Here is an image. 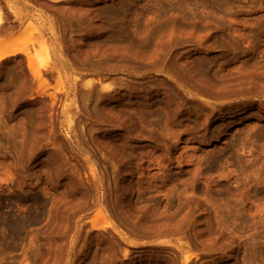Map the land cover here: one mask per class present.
Returning <instances> with one entry per match:
<instances>
[{
  "label": "rangeland",
  "instance_id": "374dc122",
  "mask_svg": "<svg viewBox=\"0 0 264 264\" xmlns=\"http://www.w3.org/2000/svg\"><path fill=\"white\" fill-rule=\"evenodd\" d=\"M0 22V264H264V0Z\"/></svg>",
  "mask_w": 264,
  "mask_h": 264
},
{
  "label": "bare ground",
  "instance_id": "6f19581e",
  "mask_svg": "<svg viewBox=\"0 0 264 264\" xmlns=\"http://www.w3.org/2000/svg\"><path fill=\"white\" fill-rule=\"evenodd\" d=\"M1 23V22H0ZM1 25V24H0ZM1 26H3V27H5L4 25H1ZM0 26V27H1ZM9 26V25H8ZM8 27L6 26L4 29H7ZM4 29H1L2 31L4 30ZM0 30V31H1ZM4 32V31H3ZM24 51L23 50H20V49H18V48H10V49H8V50H5V51H3V52H1L0 53V62L1 61H3L4 59H6V58H8V57H10V56H14V55H16L17 53H23ZM262 72H264V71H262ZM258 73H260V72H258ZM251 75V74H250ZM256 76H257V74H256ZM245 77V76H244ZM258 77V76H257ZM256 77V78H257ZM247 78V77H246ZM252 78V80L255 78V76H253V77H251ZM255 80V79H254ZM253 80V81H254ZM235 142V141H234ZM232 144H233V142H232ZM186 258H188L189 259V256L188 257H186Z\"/></svg>",
  "mask_w": 264,
  "mask_h": 264
},
{
  "label": "crops",
  "instance_id": "0c3cea01",
  "mask_svg": "<svg viewBox=\"0 0 264 264\" xmlns=\"http://www.w3.org/2000/svg\"><path fill=\"white\" fill-rule=\"evenodd\" d=\"M10 37H11V34H6V35L2 36L1 38H2V39H8V38H10Z\"/></svg>",
  "mask_w": 264,
  "mask_h": 264
}]
</instances>
